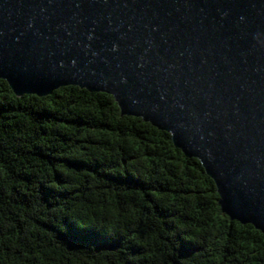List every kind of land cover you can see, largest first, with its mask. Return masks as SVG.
Listing matches in <instances>:
<instances>
[{
    "label": "water",
    "instance_id": "1",
    "mask_svg": "<svg viewBox=\"0 0 264 264\" xmlns=\"http://www.w3.org/2000/svg\"><path fill=\"white\" fill-rule=\"evenodd\" d=\"M25 65L118 97L264 227V0H0V75Z\"/></svg>",
    "mask_w": 264,
    "mask_h": 264
},
{
    "label": "trees",
    "instance_id": "2",
    "mask_svg": "<svg viewBox=\"0 0 264 264\" xmlns=\"http://www.w3.org/2000/svg\"><path fill=\"white\" fill-rule=\"evenodd\" d=\"M63 88L59 97H41V104L35 95L13 98L10 85L0 84L4 108L16 113L7 117L6 139L0 140V164L9 172L6 184L0 182V239L6 241L0 249V264H124L116 255H91L67 248L61 238V226L69 212L73 218L96 220L105 227L108 221L129 231V225L107 217L108 207L123 213L121 220L129 213L141 218L155 213L147 220L140 219L141 229L134 230L144 231L149 240L164 239L162 233L167 229L158 227L161 219L177 218L184 225L182 230L211 249L204 255L193 253L195 264H219L224 252L230 253L223 257L224 264H264V237L259 230L253 231L255 227L250 224L237 228V221L220 218L226 214L220 211L215 182L199 160L186 157L176 148L169 133L141 118L123 116L116 100L106 99L107 93L76 86ZM61 123L73 131L60 129ZM109 162L122 165L134 184L113 183L115 177L108 175L112 171ZM62 163L75 165L72 177L56 171ZM88 171L95 180L84 176ZM53 176L57 180L63 177L72 187L57 191L51 187ZM145 189L161 196L160 201L148 198L151 209L135 195ZM69 197L74 199L65 207ZM148 250L160 256L164 247L150 243ZM156 256L133 264H159Z\"/></svg>",
    "mask_w": 264,
    "mask_h": 264
},
{
    "label": "snow or ice",
    "instance_id": "3",
    "mask_svg": "<svg viewBox=\"0 0 264 264\" xmlns=\"http://www.w3.org/2000/svg\"><path fill=\"white\" fill-rule=\"evenodd\" d=\"M75 65L76 61H73V66L75 67ZM54 71L56 73L55 79H53ZM59 72L60 69L52 70L43 65H25L21 67L17 73H15L16 78L12 80L11 87L15 88L21 95H23L25 92H28L29 90L43 88L53 96L59 97L65 91L61 85L69 83L68 79H62L59 77ZM8 74L9 73H4L3 75H0V84L7 85L8 81L3 78ZM9 79H11V76H9ZM15 95L16 94L14 93L13 98H15ZM101 95L105 94L101 93ZM29 98L31 99L32 97ZM35 99L40 101L41 104L44 103L40 96H36ZM106 99L114 100L118 99V97L108 95L106 96ZM5 103L6 101L4 96L2 93H0V109H2V112H0V117H3L0 118V140L6 139L5 129L9 127V120L7 117L16 114L14 110L4 108ZM49 108H51V105H49ZM44 127H48V125H44ZM59 128L73 131V129L67 128V125L64 123L59 124ZM93 135L98 136L96 133ZM107 135L112 134L107 133ZM80 138L84 139L85 137ZM117 143H119L121 147L123 146V144L118 140ZM100 163L103 164L104 161H100ZM109 167L112 169V171H110L108 175L115 177L113 183L134 184V181L130 176H125L122 165L109 162ZM56 171L64 173L66 176L72 177L75 173V165L69 164L68 166H64L62 163L61 166L56 169ZM8 176V169L0 164V182L6 184ZM84 176L91 177L93 180L96 179L91 171L85 172ZM36 186L39 187V185ZM51 187L56 188L57 191L65 192L68 191L72 185L69 181L64 180L63 177L57 180L56 177L53 176ZM77 187H79V185H77ZM135 195L140 196L144 203V207L147 209L153 208V204L149 202L148 198H152L156 201L161 200V196L157 195L155 191H147L146 189L143 192H136ZM238 197L243 200L244 194L238 193ZM73 199L74 197H69L65 201L64 206L67 207ZM171 199L172 201H175L176 197L173 196ZM217 199H222L225 202L223 208L220 209V211L227 213V215H221V219L228 221L236 220L237 228L244 227V225L247 224L246 220L240 221L239 218L233 214L232 207L228 202V197L226 194H224L223 197L217 196ZM55 210L56 209H54V211ZM171 211L178 210L171 209ZM122 215L124 214L118 209H113L112 207L107 208V217H115L120 225H129L130 230L127 232L123 231L122 228H117L115 223H109L108 221H105V227V225H98L96 220H91L89 222L78 217L73 218L71 212L66 213L64 223L61 226L62 241L67 248L74 250H84L91 255H95L96 253H101L103 256L116 255L124 261V264L144 262L151 259L152 256H156V252L148 250V245L150 243H158L164 247L162 254L160 256H156L159 264H195V256L193 253H195L196 256H199L206 254V251H211V249H206V246L203 244V241L200 238L193 237L188 234L187 231L182 230L184 225L177 218L166 217L165 219H161L158 222V227H164L167 229L166 232L162 233L164 239L152 237V239L149 240L144 236V231L136 232L134 230L141 229V224L139 223L140 219L147 220L149 216H154L155 213H148L143 218L138 217L134 213H129L127 214L126 219L121 220L119 218ZM0 219H2V217H0ZM213 219H215V217H213ZM188 228H191L190 222L188 223ZM256 228H259V235L264 237V227L257 225ZM256 228H253V231H256ZM37 230L43 231V229ZM112 230H115V232ZM169 236L172 238L169 239ZM8 239H11V237H8ZM5 243L6 241L4 239H0V249L3 248ZM194 245H200V247H193ZM226 256H230V253L224 252L221 254L219 264H224L223 257Z\"/></svg>",
    "mask_w": 264,
    "mask_h": 264
}]
</instances>
